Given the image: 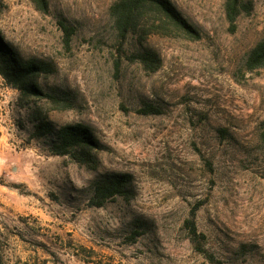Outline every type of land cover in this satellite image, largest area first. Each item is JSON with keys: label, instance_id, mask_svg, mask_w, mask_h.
<instances>
[{"label": "rangeland", "instance_id": "374dc122", "mask_svg": "<svg viewBox=\"0 0 264 264\" xmlns=\"http://www.w3.org/2000/svg\"><path fill=\"white\" fill-rule=\"evenodd\" d=\"M1 1L5 41L50 63L42 80L72 99L52 119L103 147L89 170L28 143L0 77L1 264H264V69L246 65L264 0L233 24L224 0H172L201 39L150 38L156 72L118 42L117 0ZM118 174L127 197L92 206V183Z\"/></svg>", "mask_w": 264, "mask_h": 264}, {"label": "trees", "instance_id": "16d2710c", "mask_svg": "<svg viewBox=\"0 0 264 264\" xmlns=\"http://www.w3.org/2000/svg\"><path fill=\"white\" fill-rule=\"evenodd\" d=\"M37 11L47 13L48 0H30ZM3 3L0 0V13ZM228 21L233 24L243 13L251 10L246 0H224ZM110 13L119 43L130 41L134 51L132 61L139 62L148 72H156L161 57L146 44L152 37L170 39H201L200 31L184 16L172 0H117ZM66 35L69 28L63 26ZM246 65L250 71L264 69V40L248 54ZM53 72L52 65L37 58H25L0 33V77L7 86L16 90V120L20 130L28 133L43 146L48 155L61 156L89 170L100 167L103 147L93 130L86 124H63L52 119V112L73 108L71 97L59 88L50 87L42 79ZM154 110L148 105L145 113ZM130 176L118 174L102 177L91 185L90 204L103 207L116 197H127ZM16 187V185H11ZM192 233L196 236L193 227ZM212 263L213 258H212ZM1 264V260H0Z\"/></svg>", "mask_w": 264, "mask_h": 264}]
</instances>
